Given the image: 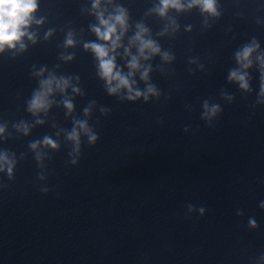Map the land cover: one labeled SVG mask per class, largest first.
I'll list each match as a JSON object with an SVG mask.
<instances>
[{
  "label": "water",
  "instance_id": "1",
  "mask_svg": "<svg viewBox=\"0 0 264 264\" xmlns=\"http://www.w3.org/2000/svg\"><path fill=\"white\" fill-rule=\"evenodd\" d=\"M121 2L137 20L154 0ZM82 3L40 0L37 16L47 20L35 29L37 43L15 57L0 55V123L6 122L12 133L0 148L18 157L25 154L13 180L3 178L7 187L0 191V264H264V209L258 206L264 200L259 77L255 67L250 70L252 90L247 93L227 81L237 48L255 36L264 50V25L255 22L264 16L257 10L258 0H221L223 15L208 28L195 9L173 13L180 31L174 38L158 39L176 60L163 66L167 76L151 73L162 96L147 104L107 96L81 44L67 49L75 53L71 62L58 59L69 22L78 40L94 39L87 30L91 18L79 14ZM237 11L244 15L235 16ZM145 22L156 38L163 22L154 17ZM188 24L190 33L183 30ZM49 27L56 32L44 40ZM189 57L196 63L189 65ZM152 64L154 69L160 65L159 57ZM33 66L80 76L84 95L73 97L77 118H83L90 101L96 102L89 124L99 139L89 146L82 138L76 166L68 163L71 145L63 132L56 136L72 126L62 108L53 106L41 117L45 123L27 137L11 127L21 119L33 122L24 107L37 87L30 75ZM204 100L222 109L209 124L200 119ZM101 105L111 109L109 115L100 116ZM45 135L58 139L60 148L44 161L49 192L42 194L39 169L27 145ZM187 204L205 207V214H187ZM249 217L257 228L248 227Z\"/></svg>",
  "mask_w": 264,
  "mask_h": 264
},
{
  "label": "clouds",
  "instance_id": "2",
  "mask_svg": "<svg viewBox=\"0 0 264 264\" xmlns=\"http://www.w3.org/2000/svg\"><path fill=\"white\" fill-rule=\"evenodd\" d=\"M39 8L40 0H0V55L11 52L15 57L25 52L29 44L37 43L38 33L35 29L44 25L47 20L44 15L37 16ZM194 9L198 11L205 28L210 26V21L219 20L223 15L221 0H154L137 20L133 19L129 7L121 0H83L79 14L91 18L87 30L94 39L78 40L76 31L69 22V26L63 30L61 47L64 51L58 54V59L63 63L71 62L75 53L68 52L67 49L81 44L83 51L92 57L95 77L102 83L107 96L129 103L139 101L147 104L159 100L162 91L152 82L151 73L155 70L162 76H167L169 70L163 66L172 65L176 55L163 49L158 38H174L180 31L181 26L173 13L178 15ZM257 10L264 11V0H258ZM243 15L241 11L235 13L237 17ZM151 17L163 22L155 33L156 38L152 28L145 22L146 18ZM255 22L257 25H264V16H257ZM183 30L190 33L192 25H185ZM228 30L231 31V26ZM55 32V28H47L43 39L48 40ZM156 57H159L160 65L154 69L152 61ZM233 60L236 66L228 71L227 81L235 84L241 92H250V70L255 67L259 77L257 103H264V50L261 49L260 41L253 36L235 50ZM187 63L195 64L196 59L189 57ZM198 67L203 70L204 65ZM56 68H59V65H56ZM188 72L193 73L190 68ZM30 75L37 80V87L25 101L24 107L34 119L32 123L23 119L14 122L12 129L15 133L27 137L33 127L45 123V119L41 117H47L53 106L62 108L65 118L71 117L72 126L70 130L60 129L56 136L59 137L63 132L64 139L71 145L67 153L68 163L76 166L81 156L82 138L89 146L95 145L99 139L98 133L89 124L96 102L90 101L82 110L83 118H77L74 115L73 97L84 95L79 75L57 74L56 70H50L47 66L38 69L33 66ZM57 96L60 97L59 100L56 99ZM168 98L164 97L165 100ZM224 98L229 101L234 99L230 94H224ZM201 107L200 119L206 124L214 120L222 110L219 104L209 103L208 100H204ZM98 111L100 116H107L111 109L101 105ZM8 127L6 122L0 123V144L12 136ZM183 131L187 133L189 127L185 126ZM27 148L33 154L39 169L36 177L40 182L39 191L47 194L49 187L45 183L47 175L44 161L48 159L49 152L59 150L60 143L58 139L45 135L41 139L30 141ZM24 156V153H20L18 157L15 152L0 148V191L7 187L3 178L6 177L7 181L13 180L18 159H23ZM258 206L264 209V200H261ZM186 209L189 215L197 213L203 216L206 211L205 207L193 204H187ZM242 214L237 210V215ZM248 227H258L254 217L248 218ZM260 256L264 257V252H261Z\"/></svg>",
  "mask_w": 264,
  "mask_h": 264
}]
</instances>
